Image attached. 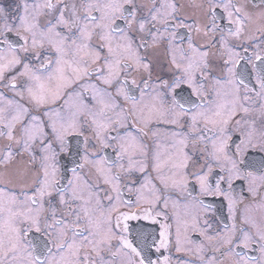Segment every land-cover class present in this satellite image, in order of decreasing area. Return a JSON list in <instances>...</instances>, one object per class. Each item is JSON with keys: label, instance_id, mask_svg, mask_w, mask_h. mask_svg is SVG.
I'll return each instance as SVG.
<instances>
[{"label": "snow or ice", "instance_id": "snow-or-ice-1", "mask_svg": "<svg viewBox=\"0 0 264 264\" xmlns=\"http://www.w3.org/2000/svg\"><path fill=\"white\" fill-rule=\"evenodd\" d=\"M249 3L246 10L235 0H194L204 17L195 31L207 42L188 35L186 47L177 32L189 27L179 18L183 5L168 0H151L147 10L137 0H18L14 13L0 6V87L35 109L19 102L13 112L0 108V264H188L149 259L128 239L127 221L158 217L170 222L160 223L156 252L175 248L194 255L191 264H264V219L247 215L264 208V0ZM213 9L234 30L221 29ZM253 18L259 26L245 35ZM208 47L216 48L218 74L202 51ZM161 48L171 57L168 78L153 77L150 53ZM237 49H251L247 75L238 73L245 55ZM93 77L107 87L85 81ZM73 135L84 137L83 154L62 186L59 158L71 153ZM253 153L258 163L248 160ZM134 171L143 178L124 179ZM10 174L24 178L19 192ZM234 180L251 197L241 214L246 228L236 223L245 198L234 194ZM125 188L134 204L123 199ZM203 196L227 202L230 227L209 234ZM33 230L46 239L30 240ZM192 232L203 237L195 251L186 247Z\"/></svg>", "mask_w": 264, "mask_h": 264}, {"label": "flooded vegetation", "instance_id": "flooded-vegetation-1", "mask_svg": "<svg viewBox=\"0 0 264 264\" xmlns=\"http://www.w3.org/2000/svg\"><path fill=\"white\" fill-rule=\"evenodd\" d=\"M18 0H0V6H3L4 8L8 9L10 12H15L16 6H17ZM55 2V0H53ZM169 3H176L178 5H183V7L180 9V19L188 25L192 31L189 33V27L186 28H179L177 29V32L179 36L185 37L184 41V46H187V37L188 35H192V37L196 40V42L200 45H204L207 42V38L203 36V31L201 33H197L195 31V28L197 27V23L199 22L202 25L203 22V12L201 9L195 7L194 0H168ZM202 0H195V3H201ZM203 3L205 5L207 4V0H203ZM235 3L237 6H243L245 7L246 10L251 9V3H249V0H235ZM252 3H255L259 5L260 0H252ZM137 4L143 5L144 9L147 10V8L151 7V0H137ZM213 13L216 16V22L219 24L220 28L223 29L224 31H228L229 29L234 30V25H229L228 19L225 15V13L222 11V9H213ZM246 33L245 35H248L252 32L255 31L256 27L259 26V21H256L255 18L250 21H246ZM219 35V33H217ZM11 39H15V35L12 34L10 36ZM180 41L177 39V44H179ZM238 43V42H236ZM238 51H241L242 55H245V60L242 61L238 66L237 70L238 73H242L247 75L251 71L250 65L247 64V55L251 54V49H249V52L247 54H244L242 49H237ZM202 51H208L209 52V59L213 61V63L216 65V74H218L219 71V63L216 61V48L214 47H208V48H203ZM177 56L179 54L177 53ZM152 61V72H153V77L155 78L156 76H162L164 78H168L171 75V70H170V59L171 57L169 54L163 49H158L150 53L149 57ZM259 64V62H257ZM22 70V65L18 66L15 71H20ZM85 81L88 83H97L98 87L100 88H106V85L99 84L98 82L95 81V78H85ZM249 87H253L255 85V81L251 80L249 77L248 81ZM79 90V89H78ZM0 93L4 98H8L9 101H13V107L17 102H19L21 105L24 107L28 108L30 111L35 113V109L33 106L28 102V100L21 99L20 96L16 95V93L10 89H5L3 87H0ZM138 94V93H137ZM86 100L90 101L91 100V91L86 96ZM121 104L124 103L123 99L119 101ZM63 104V100L59 102V107L60 105ZM15 109V107H14ZM119 109H117L118 111ZM111 115V113H109ZM132 131H135L133 129ZM87 135V132L85 133ZM84 137L80 136H70L69 137V146L71 148V153H62L61 158H59V166H60V178H61V185H66L68 178L72 176L71 169L76 166L77 163L80 162V155L83 154V148H82V141ZM2 139H0V143H4ZM151 143V141H148ZM79 150V154H78ZM105 154L109 156L110 159L114 160L115 155H114V149L113 147H109L104 150ZM261 155H257L253 153L252 155L248 156V160L252 161L255 160L257 163L260 161ZM125 167H127V159L124 161ZM115 170V169H114ZM248 170V169H246ZM149 172L151 169L149 168ZM214 173H218V169H214ZM83 174L87 177L90 183L96 184L97 183V178L94 174L90 172V170L86 167L83 170ZM154 175V174H153ZM23 177H20V179ZM143 177L140 173L138 172H133V175L131 177H124V179H131V180H141ZM217 178L216 175H214L211 179V183L214 185L215 184V179ZM31 182V181H30ZM234 188L233 192L234 194L239 198H245L243 200V203H238L237 204V209L239 210L236 214V223L239 227H244L246 228L247 225L241 223V214L244 213L245 210V205L249 204L251 201V197L248 193L247 189V184L244 181L241 180H234L233 181ZM103 186V185H101ZM9 187H12L9 185ZM224 187L226 188L227 185L225 184ZM193 189H196L198 191V186L195 185L194 181L189 180V192L192 195H195L196 192L193 191ZM16 191L19 192V186L16 187ZM87 195V193H85ZM123 199L125 200H130L134 204L135 202V195L130 194L127 189L125 188L123 191ZM172 199L176 200L177 197L175 194L172 195ZM202 203L207 206L208 212V222L211 224V229H209V234H213L216 231H222L225 227L231 226V221L228 219L229 212H228V206L227 202L219 196H203L200 198ZM182 203V201H181ZM146 207V205H145ZM125 211L127 209H124ZM169 214L172 212V206H169ZM178 211L182 212V209H179ZM247 215L257 221L258 223L264 219V208L258 207V206H253L251 207ZM157 221L158 223H154L151 219H133L127 221L130 231L126 233L127 237L129 240L134 241L135 244L139 247H143L145 250V254L148 255L149 259L156 260L157 258L163 260L164 256H170L173 262L182 260L185 262H188V264H191L192 261L195 260L194 255H188L185 253H177L175 251V248H172L170 251H167L165 249H161L160 252H156V248L153 244L155 242L156 244L159 243V227L160 223H169L170 221H165L163 217H158ZM203 224V221L201 222ZM144 234V237H146L142 242L140 239V234ZM172 233H173V242L175 239V226L173 225L172 228ZM29 239L35 242H40L42 243L46 237H44L41 234L35 233L33 230L32 233H30ZM189 239L192 241L191 244H187L186 247H190L195 251L196 245L200 244L201 241L203 240V237L199 235V233L192 232L189 234ZM238 251L247 252L249 256L255 257L258 255V253L254 249H237ZM209 255L211 254L210 252L208 253ZM198 264V262H197Z\"/></svg>", "mask_w": 264, "mask_h": 264}, {"label": "rangeland", "instance_id": "rangeland-1", "mask_svg": "<svg viewBox=\"0 0 264 264\" xmlns=\"http://www.w3.org/2000/svg\"><path fill=\"white\" fill-rule=\"evenodd\" d=\"M13 101L12 104H9V99L8 98H4L1 93H0V108H5L7 109L9 112H13L14 111V107H13ZM15 170H13L14 172ZM4 175V173L2 172V170H0V177H2ZM8 179L12 180L14 184H17V186H19L20 181L24 180V178H18L16 177L14 174H10L8 176ZM6 181L0 180V184L5 183ZM28 183H30V178L27 180ZM11 185V184H10ZM12 186V185H11Z\"/></svg>", "mask_w": 264, "mask_h": 264}]
</instances>
